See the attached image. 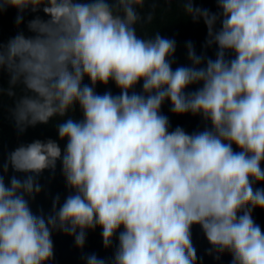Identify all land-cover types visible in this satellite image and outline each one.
<instances>
[{
	"label": "clouds",
	"instance_id": "clouds-1",
	"mask_svg": "<svg viewBox=\"0 0 264 264\" xmlns=\"http://www.w3.org/2000/svg\"><path fill=\"white\" fill-rule=\"evenodd\" d=\"M145 2L0 0V12L17 9V25L26 10L48 17L28 22L34 35L0 44V71L9 74L0 97L15 98L19 132L60 118L67 141L63 150L52 139L21 144L0 165V264H48L53 231L83 249L97 227L105 248L118 239L112 264H196L193 225L216 259L229 253L231 264H264V231L252 215L264 209V188L256 187L264 183V0H216L219 13L179 0L217 52L198 55L188 41L190 63L175 68L174 39L138 34L152 19L138 11ZM110 81L118 95L96 92ZM165 101L211 127L170 131ZM77 105L81 119L68 115ZM57 161L74 192L62 204L57 196L47 216L34 214L37 177ZM9 168L23 176L6 182ZM84 259L106 264L94 253Z\"/></svg>",
	"mask_w": 264,
	"mask_h": 264
},
{
	"label": "trees",
	"instance_id": "trees-1",
	"mask_svg": "<svg viewBox=\"0 0 264 264\" xmlns=\"http://www.w3.org/2000/svg\"><path fill=\"white\" fill-rule=\"evenodd\" d=\"M197 7L206 8L212 13H219L220 9L216 0H194ZM141 15L146 16L152 14L150 21L138 25V34L141 36L151 37L156 32L161 36L174 39L176 41V52L174 56L173 68L180 65H188L186 42L191 41L198 55L207 58H215L217 46H205L207 40V28L203 21L194 22L187 17L183 11L182 4L179 0H146L143 9H139ZM18 15L17 9L13 7L6 8L0 12V44H7L9 39L22 32L25 36L34 35L27 27L28 22L36 16L48 19L43 11L36 13L26 10L23 13V22L19 25L16 23ZM219 27V25H217ZM229 56L232 54L229 53ZM9 74L7 71H0V87L7 89ZM84 83L90 84L86 77ZM199 85L190 86L187 91H194ZM135 91L142 92L141 84H138ZM96 92L104 94L111 92L118 95L120 89L115 83L110 81L107 86L103 84L96 85ZM15 106V98L8 97L6 94L0 97V165L6 162L8 154L15 150L21 144H28L34 140L46 141L52 139L57 141L63 150L66 146V140H60L56 128L60 118H53L48 124H38L34 127L29 126L24 132H19L15 126L12 116V109ZM170 101H165L161 107V113L168 117L170 122L169 130H174L177 126L183 128L188 134L203 131L210 128V122L205 121L200 115H192L190 113L177 115L171 112ZM69 116L75 119H81L83 114L79 106L75 107V111H70ZM234 149L239 151L235 145ZM264 167V164H262ZM2 171V170H0ZM16 175L22 177L23 174L15 173L9 168L8 173L4 174L5 181L8 182L10 177ZM37 180L41 185V192L35 196L34 200H30V206L34 214L43 213L45 216L51 213L53 200L58 196L60 204L65 198L73 194L74 190L70 189L66 184L65 176L62 171L61 161H57L54 170L46 169L38 177ZM256 187L264 188V183H259ZM253 219L264 231V209L256 208L253 210ZM123 229L121 228L120 231ZM102 229L97 227L94 230H87L86 242L83 249L78 248L74 243V237L64 232L55 230L52 233L54 244V259L48 264H86L84 257L90 254H96L99 258L106 261V264H112L115 250L118 246L117 237L113 238V244L109 248L103 245ZM118 235V234H117ZM192 243L196 249V264H231L232 257L229 253L220 255L216 259L215 251L210 253L212 246L207 241L201 227L199 225L192 226Z\"/></svg>",
	"mask_w": 264,
	"mask_h": 264
}]
</instances>
